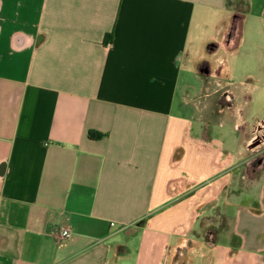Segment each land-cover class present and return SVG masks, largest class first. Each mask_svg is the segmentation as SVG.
Returning a JSON list of instances; mask_svg holds the SVG:
<instances>
[{"label": "crops", "instance_id": "0c3cea01", "mask_svg": "<svg viewBox=\"0 0 264 264\" xmlns=\"http://www.w3.org/2000/svg\"><path fill=\"white\" fill-rule=\"evenodd\" d=\"M238 4L264 16V0H0V264H175L183 245V264H264V169L245 175L262 120L247 129L212 77L232 69L213 57L240 44ZM213 85L233 92L220 135Z\"/></svg>", "mask_w": 264, "mask_h": 264}, {"label": "rangeland", "instance_id": "374dc122", "mask_svg": "<svg viewBox=\"0 0 264 264\" xmlns=\"http://www.w3.org/2000/svg\"><path fill=\"white\" fill-rule=\"evenodd\" d=\"M237 9L242 13L240 44L234 49L233 55H228L221 50L213 57L216 63L220 58L227 60V65H230L232 69H219L220 74H215L212 77L216 83L220 82L223 85L227 82L231 83V88L237 97L240 116L246 121V128L251 130L256 119L264 120V16L256 10L252 13L244 12L243 5L238 4ZM233 16L234 14L232 18ZM193 76L197 87L200 88L201 81L196 79V74ZM226 92L231 96L233 94L232 91L214 89L213 85L209 91V98L202 100L201 105L205 107L208 104V109L204 108L203 115H206L205 121L209 122L212 134L220 135L232 131L234 127V119L229 117V113L223 116L224 125L220 126L217 120L218 113L222 111L220 106H227L226 103L219 102L222 94ZM195 125H197L196 122ZM253 150H257L253 158L261 155L260 149L256 147L252 150L249 149L251 152ZM253 175L254 171L252 170L249 172V178H252ZM243 177L246 176L243 174ZM222 241L224 242V237Z\"/></svg>", "mask_w": 264, "mask_h": 264}, {"label": "flooded vegetation", "instance_id": "af4514ba", "mask_svg": "<svg viewBox=\"0 0 264 264\" xmlns=\"http://www.w3.org/2000/svg\"><path fill=\"white\" fill-rule=\"evenodd\" d=\"M235 37V31H232L230 34L227 35L226 43L230 44ZM201 68L204 70L205 73L210 71V65L209 63L205 62L201 65ZM232 96L229 93L222 94V97L220 98L219 102H224L226 105H230V100ZM223 103V104H224ZM253 137L250 140V143L252 141L257 142L256 145L257 149L261 150V154H264V120L257 122L253 126ZM186 249L187 245H183L180 248H178L175 252V264H183L185 258H186Z\"/></svg>", "mask_w": 264, "mask_h": 264}, {"label": "water", "instance_id": "95a60500", "mask_svg": "<svg viewBox=\"0 0 264 264\" xmlns=\"http://www.w3.org/2000/svg\"><path fill=\"white\" fill-rule=\"evenodd\" d=\"M233 30V29H232ZM233 31L237 32L238 31V27L236 29H234ZM201 71L204 72V70L201 68ZM258 143L255 141H252L249 145H248V149L252 150L253 148L256 147ZM253 168L255 173L258 171H261L264 169V154H261L255 158H253L252 160H250L247 165H246V171L245 174L247 177H249V172H248V168Z\"/></svg>", "mask_w": 264, "mask_h": 264}, {"label": "trees", "instance_id": "16d2710c", "mask_svg": "<svg viewBox=\"0 0 264 264\" xmlns=\"http://www.w3.org/2000/svg\"><path fill=\"white\" fill-rule=\"evenodd\" d=\"M244 12H246V10ZM241 19H242V13H241L240 10H238V12L234 15V18H233V24H232V29L233 30L236 29L237 27H240ZM111 37H112V33L108 35L109 40L111 39ZM104 137H106L105 134H101V133L94 132V131L89 132V138L90 139H101V138H104ZM252 170L254 171L253 168H251V167L248 168V172H251ZM254 173H255V171H254ZM208 242L210 244L213 243L210 240H208Z\"/></svg>", "mask_w": 264, "mask_h": 264}, {"label": "built area", "instance_id": "2783aa9c", "mask_svg": "<svg viewBox=\"0 0 264 264\" xmlns=\"http://www.w3.org/2000/svg\"><path fill=\"white\" fill-rule=\"evenodd\" d=\"M115 224L112 223L111 226L113 227ZM73 235V232L71 230L70 227L68 226H65V227H62L61 230H60V236L61 238L63 239H70Z\"/></svg>", "mask_w": 264, "mask_h": 264}]
</instances>
